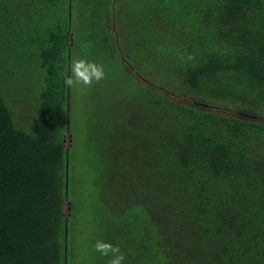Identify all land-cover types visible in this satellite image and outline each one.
Returning <instances> with one entry per match:
<instances>
[{"label":"trees","instance_id":"16d2710c","mask_svg":"<svg viewBox=\"0 0 264 264\" xmlns=\"http://www.w3.org/2000/svg\"><path fill=\"white\" fill-rule=\"evenodd\" d=\"M72 54L176 98L91 87L77 131ZM97 240L124 264H264V0H0V264H108Z\"/></svg>","mask_w":264,"mask_h":264},{"label":"rangeland","instance_id":"374dc122","mask_svg":"<svg viewBox=\"0 0 264 264\" xmlns=\"http://www.w3.org/2000/svg\"><path fill=\"white\" fill-rule=\"evenodd\" d=\"M52 17L53 12L49 13ZM59 14V13H58ZM50 18H47V20H49ZM76 23V18L73 19V25L75 26ZM73 30H75L73 28ZM27 50H25L26 52ZM73 57L78 58V55H73L71 56V59ZM92 60V59H90ZM93 61V60H92ZM120 62H117L116 59L111 60L109 63L113 68H106L104 69L105 72V77L103 80H101L100 82H94L93 85L91 86L93 87H97L100 88L105 87L106 89H108L110 92L115 90L118 85L123 84V85H127L128 86V93L129 95L134 99L136 98L137 93L135 92L136 87H132L131 84L134 82L132 79H134L136 82L138 83H142L144 85H147L148 87H158V90L160 92H162L163 94H167V96H170L172 98H176L175 95L172 94V91L174 90V87L178 84V82L173 81V80H169V79H165L163 81H161L159 83L158 86H156L154 83L149 82L146 78V76L141 75L140 73H138L136 70H134V67L132 65H128V63L125 65L124 62L125 60H119ZM123 62V63H121ZM35 63L36 60H35ZM35 63H31V69L35 66ZM123 71H122V70ZM27 71H30V68L27 69ZM39 76V75H38ZM39 78L41 79V76H39ZM14 79L12 78V84L10 86L11 90L13 89L14 86H12L13 84H18L17 82L13 83ZM133 81V82H132ZM107 83H109L108 85H106ZM40 83L37 84L36 89L38 88ZM22 87H23V91H25L27 93V91H30V89H32V84L29 82H25L22 81L21 83ZM91 87H86L83 85H76L75 87H72L73 89V108H75V114L78 116V119L76 121V123H74V127L77 129L78 131V126H80L81 122L83 121L81 118V116L86 115L89 113V109L93 107L92 105V98H93V91L91 90ZM91 88V89H90ZM12 93L10 94V99L12 100L14 106L18 107L20 104L27 102L26 108L22 110L21 113L18 114V116H20L22 119L26 117V115L29 113L30 111V103L28 101H26V99H23V97L21 96L20 93H18L16 91V89L14 88L12 91ZM180 100V98H179ZM25 101V102H24ZM224 112H228V113H233L232 111H226L225 108H221ZM220 109V110H221ZM22 122V121H21ZM66 141L68 142V140L70 139V132H66ZM67 146V144L65 145ZM77 154H81L79 151H77ZM80 157V155H79ZM82 159H78L76 160L77 162V166L78 169H83V166H86L87 162L85 160H83L81 162Z\"/></svg>","mask_w":264,"mask_h":264},{"label":"clouds","instance_id":"9594fccd","mask_svg":"<svg viewBox=\"0 0 264 264\" xmlns=\"http://www.w3.org/2000/svg\"><path fill=\"white\" fill-rule=\"evenodd\" d=\"M188 59L191 60L192 57L189 56ZM104 77L105 72L101 64L83 57H73L64 73V84L70 88L76 85L91 87L94 82L98 83ZM94 248L101 255L110 257L108 264H124L125 256L118 245L97 240Z\"/></svg>","mask_w":264,"mask_h":264}]
</instances>
